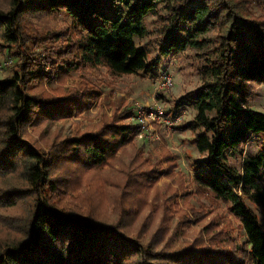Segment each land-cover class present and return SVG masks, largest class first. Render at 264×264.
<instances>
[{"label": "trees", "instance_id": "1", "mask_svg": "<svg viewBox=\"0 0 264 264\" xmlns=\"http://www.w3.org/2000/svg\"><path fill=\"white\" fill-rule=\"evenodd\" d=\"M1 2L0 56L15 58L17 69L0 78V176L16 173L24 186L1 188L0 195L8 206L21 200L29 204L17 223V235L0 241V264H264V224L256 212L261 209L264 214V113L249 107L254 86L264 85V19L245 12L233 0ZM57 15L67 18L69 29L50 34L44 42L66 41L57 56L66 74L102 67L113 76L152 78L163 59L193 52L199 61L200 84L176 99L173 111L165 114L193 112L175 129L191 135L199 194L205 192L227 205L240 222L246 249L235 250L241 257L215 246L157 249L123 224L56 207L54 173L60 164L85 171L104 166L133 142L138 130L132 124H111L99 132L64 139L48 154L22 138L31 122L68 118L78 106L73 93L61 102L32 93L33 83L47 78L43 63L53 51L30 52L22 24ZM148 17L154 18L152 30L146 26ZM151 34L155 36L153 57L140 43ZM19 50V56H12ZM256 139L260 141L257 153L245 155L243 147ZM132 164L134 169L142 166ZM132 175L127 173L130 180ZM127 186L122 190V213L133 206V200L126 202L125 193L134 195Z\"/></svg>", "mask_w": 264, "mask_h": 264}, {"label": "rangeland", "instance_id": "2", "mask_svg": "<svg viewBox=\"0 0 264 264\" xmlns=\"http://www.w3.org/2000/svg\"><path fill=\"white\" fill-rule=\"evenodd\" d=\"M233 1L245 12L264 19V0ZM153 22L152 17L146 19L149 30H152ZM68 26L64 15L41 16L26 25L22 24L30 52L53 51L52 58L43 63L47 78L33 83L35 89L32 93L59 102L63 96L73 93L78 101V106L68 118L37 119L25 127L22 138L44 154H48L64 139L99 132L111 124L136 126L137 106L148 108L156 104L162 106L165 112L173 111L175 100L200 84L199 61L190 50L163 59L152 78L113 76L102 67L77 68L70 73H63L57 56L65 48L66 41H55L52 45L51 40L46 43L44 41L50 34L66 33ZM67 39H72V36ZM154 41L155 36L151 34L140 42L151 50L152 57L155 53ZM40 42L44 45H39ZM18 52L12 56H19L20 50ZM13 62L15 58L10 61L0 56V63L3 64L0 67V78L7 77L17 69ZM48 62L51 64L47 66ZM164 72L171 74L173 82L169 89L160 90L159 82ZM249 107L264 113V85L254 86ZM129 110L133 113L130 117L126 114ZM178 113L181 123L189 121L193 114L187 109ZM149 129L147 138H140L142 133L136 130L133 142L121 148L104 166L85 171L75 165L60 164L54 173L56 207L91 216L96 221L117 226L123 224L141 240L151 241L157 249L180 251L193 247L194 250H200L204 246H215L241 257V253L235 250L243 246L246 249L240 222L228 211L227 205L214 200L205 192L199 194L195 186L192 160L197 157V153L190 133L168 129L158 123L151 124ZM259 142L256 139L245 145L244 154L257 153ZM133 162L136 166L139 163L142 166L134 169ZM127 173L133 174L131 180ZM23 186V181L16 173L8 172L0 176V192L3 190L1 188L20 189ZM126 186L134 192L132 196L129 192L125 193L126 202L133 200V206L122 213L123 206L120 203L124 199L122 190ZM2 196L0 241L11 240L17 235V223H21L29 204L28 200H21L8 206L6 197ZM252 208L256 209L254 206ZM256 212L264 224L263 211L258 209ZM245 264L249 263L246 261Z\"/></svg>", "mask_w": 264, "mask_h": 264}, {"label": "built area", "instance_id": "3", "mask_svg": "<svg viewBox=\"0 0 264 264\" xmlns=\"http://www.w3.org/2000/svg\"><path fill=\"white\" fill-rule=\"evenodd\" d=\"M172 77L170 73H164L159 82L160 90H167L172 86ZM135 111V120L137 121L136 127L138 131L142 133L145 138L149 135V127L151 124L158 123L163 125L165 128L174 129L178 127L181 123V118L176 116L173 117L172 114H165V110L162 109L160 105H154L153 107L144 108L143 106H137ZM153 136V135H151ZM156 137L155 135L153 138ZM147 138V137H146ZM260 140V138H258ZM263 141V140H262Z\"/></svg>", "mask_w": 264, "mask_h": 264}]
</instances>
